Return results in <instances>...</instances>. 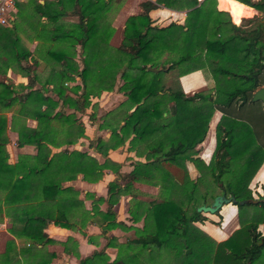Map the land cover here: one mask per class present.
I'll use <instances>...</instances> for the list:
<instances>
[{
    "label": "trees",
    "instance_id": "trees-1",
    "mask_svg": "<svg viewBox=\"0 0 264 264\" xmlns=\"http://www.w3.org/2000/svg\"><path fill=\"white\" fill-rule=\"evenodd\" d=\"M240 1L264 12V0ZM216 2L142 0L140 10L125 19L122 37L113 45V0H34L32 9L37 16L46 15L49 20L41 23L42 27L52 25L44 32L53 41L46 54L56 61L40 87H34L36 73H31L37 61L32 57L30 62L31 52L19 49L16 28L8 26L12 33L8 28L0 30V46L11 48L7 58L26 60V66L19 65L28 75L27 85L31 87L12 95L11 83L0 79V103L10 106L19 100V111L38 122L35 127L18 128L17 140L18 145L34 144L36 154H20L11 163L5 147L7 121L0 114V217L10 214V231L29 239L27 264L50 262L45 248L54 239L44 231L47 219L75 227L69 215L74 212L79 216L80 228L94 216L100 218L104 229L114 227L122 222L116 221L113 204L124 193L134 197L131 219L142 220V225L129 226L135 232L125 242L115 241L118 251L112 260L102 248L80 258L78 264H160L164 253L169 255L167 264H264V235L257 229L264 222V190L256 198L252 193L253 177L264 161V110H258L251 100L252 92L264 85V15L246 19L256 27L255 34L247 37L239 28L249 27L244 18L237 26L231 11L228 9L229 14L218 9ZM160 5L186 9V18L180 23L153 24L149 11ZM70 14L76 16L74 21L62 19ZM195 69L209 72L214 86L186 94L177 77ZM171 72L173 81L167 83L165 76ZM117 76L123 80L118 88L124 97L103 115L101 126L109 128V136H99L94 141L95 148L105 156L104 161L67 147L51 153L50 141L60 146L84 135L76 112L91 107L90 118L96 119L98 102L92 97L112 90L118 83ZM76 78L81 83L75 82ZM247 102L252 104L248 113L237 114L236 110ZM66 107L72 110L66 111ZM215 108L223 113L216 124L214 151L205 162L196 144L205 138ZM12 116L15 122L17 115ZM127 139L131 147L144 143L147 160L137 161L131 171L121 173L119 162L108 156V149ZM164 161L185 169V173H168L162 168ZM186 161L198 168L197 176L186 171ZM104 168L116 173L108 182L107 197H94L96 202L106 200L105 209L97 203L87 209L83 199L78 198V189L61 185L63 178L79 172L87 180H98ZM146 178H153L150 182L160 186L159 193L151 199H138L131 186ZM200 183L205 186L204 191ZM212 184L219 187V193L235 198L240 220V227L218 241L214 249L208 242L196 245L207 234L196 224L207 219L197 206L209 203L207 195L213 198L219 194L209 191ZM243 199L247 201L240 203ZM12 242L7 241L5 256L0 260H13Z\"/></svg>",
    "mask_w": 264,
    "mask_h": 264
},
{
    "label": "crops",
    "instance_id": "crops-1",
    "mask_svg": "<svg viewBox=\"0 0 264 264\" xmlns=\"http://www.w3.org/2000/svg\"><path fill=\"white\" fill-rule=\"evenodd\" d=\"M22 1L27 2V0ZM36 1L39 3H45L47 1L52 3L56 0ZM141 1L142 0H113L110 21V24L114 27V33L110 38V42L113 45H117L118 42L114 43L112 41V37L114 35H122L125 19L129 15L135 14L140 10L139 3ZM236 2L251 10V13L245 14L241 17L244 18L245 21L249 17L255 16L257 18H261L264 15L263 11L247 5L240 0H236ZM219 5L220 0H217L216 7L220 10H226L229 13L228 9H221ZM20 14V9H18V6L16 5L11 11L13 20L10 24L3 25V27H7L9 25L12 27H16L17 25V28L19 27V49L21 51L29 50L31 52L28 57L30 62L32 57L36 59L37 66L34 70L36 73L34 87H40L46 82L45 80L48 77L50 66L56 64V61L46 54V49L53 45V41H51L46 36V33H44L47 32L46 28L48 27L43 28L41 25V23L47 21V16H36L37 19L34 22L35 26L32 28L31 26L26 27V25L21 21L22 17ZM149 14L152 19V23L156 25H165L170 21L180 23L186 18V9H173L160 5L151 9ZM63 18L67 22H72L76 19V16L70 14L65 15ZM247 24H249L248 28H239L242 31L249 33L246 35L247 37H252L256 32V27L250 22H247ZM203 29L204 28L201 30ZM76 47L77 50H79V45ZM10 52V47L5 49V46H0V79L11 83L13 88L12 95H18L31 89V87L27 85L29 82L28 75L23 72L24 70L19 65L21 64L22 66H26L27 62L24 58L19 62L16 59H8L7 54H10ZM77 60L79 63H81L79 58H77ZM177 79L182 90L186 94H192L195 91L209 89L214 86V79L212 75L204 69H195L186 72L179 75ZM122 81V78L117 76L118 83L112 90H104L100 95L92 97V101L98 102V108L95 111V114L98 116V118H90V114L93 112L91 107L86 108L82 112H76L81 125L84 126V135L80 136L73 143H63L60 146H55L54 143L52 144L50 141L48 145L50 146L51 153L58 152L60 149L67 147L68 149H77L86 152L94 156L99 162L104 161L105 156L97 148H95L94 141L99 136L107 137L110 134L109 128L101 126V123L103 122V115L106 113V111L115 106L124 97L123 91L118 88V85L121 84ZM68 83L72 82L69 81ZM46 93L50 94L54 98H57V96L51 91ZM257 102L258 101L253 102L255 107L258 108V110H264V107L260 106ZM250 104L251 103L249 102L246 103V109L251 106ZM20 107L21 103L19 100L13 102L10 106L0 103V114H3L7 121L5 134L8 140L5 144V147L9 153L7 160L11 163L16 162L19 159L20 154L34 155L37 152L36 146L32 143H24L22 145H18L17 143L18 128H22L24 125L28 127H35L38 123L37 119L33 116H30V114H23L22 111H19ZM133 108L134 107H132L131 110H133ZM71 110V108L66 107V111ZM222 113L223 112L220 109L215 108V111L213 112V115L210 119L205 138L202 140V142L196 144V148H198V154L205 162L210 160L214 151L216 145V124ZM236 113H239V109L236 110ZM14 114L17 115V120L15 119V122L12 121V115ZM12 123H14L13 126ZM254 125L255 124L253 123V126ZM108 156L112 160L119 162V171L121 173H127L131 171L137 161L147 160L144 143L137 142L133 147H131L129 139H127L124 144H121L116 148L108 149ZM149 159H153V157H150ZM162 163V168L166 169L168 173H185V169H181L174 166L173 164H169L168 161H164ZM184 168H186V171H188L192 177L197 176L199 173L198 168L191 161H186V166ZM263 172L264 161L256 171L252 180V193L255 198L262 194L264 190ZM52 174L57 176V173H46L45 175L52 176ZM114 177H116V173L111 168H104L103 175L98 180H87L84 178L83 173L79 172L76 173L74 177L63 178L61 180V185L73 186L74 188L78 189V198L83 199L84 206L87 209H92V206L95 203H97L101 209H105L107 206L106 200L102 202H96L94 201V197L103 196L106 198L108 195V182ZM151 180H153V178L149 180L146 178L133 182L131 191L136 193V198L147 200L157 196L154 195L150 198L144 197L146 195H144L141 185L151 186L159 193L160 186L150 182ZM37 192L41 193L40 186H37ZM134 200V197H132L130 193H124L119 196L118 200L113 204V209L115 211L116 221H121L122 224H118L111 228L104 229L103 226H101L100 218L95 216L94 218L88 220L85 226L80 228L78 227L81 225L79 216L74 212L69 215L70 221L75 222V227L58 225L47 219L48 224L44 228V231L48 233L49 237L54 239L53 242L47 243L45 248V255L49 257L51 256L49 264H78L80 258L90 255L93 251L102 248L109 255L110 260L115 258L118 251V248L115 246V241L125 242L128 238L134 236L135 230L129 226L142 225V220L134 222L131 219L130 207L132 206ZM35 202L36 200H34V203ZM203 213L207 216V219H205L203 222L197 221L196 224L207 234L203 239L198 241L196 245L202 244L201 242H208L211 248L214 249L218 241L227 238L235 229L240 227L238 207L237 204L233 202L224 203L220 209L214 213ZM76 220L78 222H76ZM226 223L229 225L228 229L225 227ZM12 224L13 222L11 221L10 214L8 215L4 213L3 216L0 217V258L5 256L7 241L13 240L10 249L13 260H0V264H17V258L20 259V264H27L30 256V254L26 252L29 239L23 234L18 236L14 235L10 231ZM262 226H264V222H260L257 226V229L261 232V234L264 235V227ZM69 237H71V239H68Z\"/></svg>",
    "mask_w": 264,
    "mask_h": 264
},
{
    "label": "rangeland",
    "instance_id": "rangeland-1",
    "mask_svg": "<svg viewBox=\"0 0 264 264\" xmlns=\"http://www.w3.org/2000/svg\"><path fill=\"white\" fill-rule=\"evenodd\" d=\"M17 1V3L15 4V6L17 5L18 6V9H20V15H21V17H22V19H21V21L26 25V27H28V26H31L32 28L35 26V24H34V22L36 21V19H37V13L32 9V4H33V1L34 0H27V2H25V1H22V0H16ZM230 14V13H229ZM64 21H66L64 18H62ZM231 19H232V17H231ZM49 20H47L46 22H48ZM233 21V20H232ZM45 22V23H46ZM67 22V21H66ZM19 25V24H18ZM46 27H48L49 29H50V27H52V25L51 24H49L48 26H46ZM5 28H8V26L7 27H0V30H2V29H5ZM13 28H16V30H15V33L17 34V36L19 37V35H18V28H17V25H16V27H13ZM9 29V31L12 33V28H8ZM240 32L243 34V35H248L249 33H246L245 31H242V30H240ZM121 37H122V35H114L112 38V41L114 42V43H117V42H119L120 41V39H121ZM22 40V39H21ZM19 42H20V37H19ZM1 45V44H0ZM4 46V45H3ZM34 71L31 69V73H33ZM173 78H174V74L171 72V73H169V74H167L166 76H165V81L167 82V83H170V82H172L173 81ZM76 81L78 82V83H81L80 82V79L79 78H76ZM73 83V82H72ZM72 83H69V84H72ZM260 106H262L263 107V105H262V102L261 101H258L257 102ZM235 105H238L237 103H235ZM250 105H252V104H250ZM240 109V114H243V115H245L246 113H248V109H246V103L241 107V108H239ZM96 115V114H95ZM96 117L98 118V116L96 115ZM261 132H262V129L260 130ZM263 131H264V129H263ZM264 143V142H263ZM12 151V150H11ZM264 173V172H263ZM262 173V174H263ZM176 174V173H175ZM181 174L182 173H178V175L179 176H181ZM142 186V189H143V193H144V195H146V196H144V197H146V198H150V197H152V196H154V195H158V192L156 191V189L155 188H152L151 186H143V185H141ZM200 187H201V189H202V191H204L205 190V186L204 185H202L201 183H200ZM219 187H217L216 185H214V184H212V186L210 187V189H209V191L211 192V193H219ZM260 194V193H259ZM212 197L210 196V195H207V202H211L212 201ZM189 206V205H188ZM188 210H190V207H188L187 208ZM225 227L228 229L229 228V225L226 223L225 224ZM159 261H160V264H167V263H169L168 261H169V255H168V253H164V254H162V256H161V258L159 259Z\"/></svg>",
    "mask_w": 264,
    "mask_h": 264
},
{
    "label": "water",
    "instance_id": "water-1",
    "mask_svg": "<svg viewBox=\"0 0 264 264\" xmlns=\"http://www.w3.org/2000/svg\"><path fill=\"white\" fill-rule=\"evenodd\" d=\"M148 68H151L155 70L156 68L148 65ZM252 101H261L262 105L264 107V85L256 88L251 95ZM235 201V198L233 196H228L225 193H219L215 195L210 203L201 204L197 206V210L201 212H210L214 213L220 209V207L227 202H233ZM247 201V199H243L240 201V203H244ZM182 240L185 242V238H182ZM190 248L186 249V252H189Z\"/></svg>",
    "mask_w": 264,
    "mask_h": 264
},
{
    "label": "clouds",
    "instance_id": "clouds-1",
    "mask_svg": "<svg viewBox=\"0 0 264 264\" xmlns=\"http://www.w3.org/2000/svg\"><path fill=\"white\" fill-rule=\"evenodd\" d=\"M219 6L221 9H229L233 15V22L237 26L240 25L241 17L245 15L244 5L237 3L236 0H220Z\"/></svg>",
    "mask_w": 264,
    "mask_h": 264
},
{
    "label": "built area",
    "instance_id": "built-area-1",
    "mask_svg": "<svg viewBox=\"0 0 264 264\" xmlns=\"http://www.w3.org/2000/svg\"><path fill=\"white\" fill-rule=\"evenodd\" d=\"M16 0H0V25H8L12 21L11 11Z\"/></svg>",
    "mask_w": 264,
    "mask_h": 264
},
{
    "label": "bare ground",
    "instance_id": "bare-ground-1",
    "mask_svg": "<svg viewBox=\"0 0 264 264\" xmlns=\"http://www.w3.org/2000/svg\"><path fill=\"white\" fill-rule=\"evenodd\" d=\"M244 11H245V14H249L251 13V10L247 9V8H244Z\"/></svg>",
    "mask_w": 264,
    "mask_h": 264
}]
</instances>
